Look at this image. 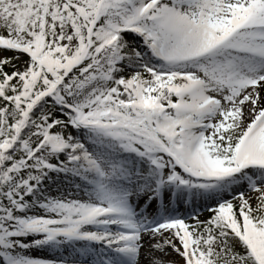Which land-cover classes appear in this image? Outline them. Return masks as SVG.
Listing matches in <instances>:
<instances>
[{"label":"snow or ice","instance_id":"1","mask_svg":"<svg viewBox=\"0 0 264 264\" xmlns=\"http://www.w3.org/2000/svg\"><path fill=\"white\" fill-rule=\"evenodd\" d=\"M0 264H264V0H0Z\"/></svg>","mask_w":264,"mask_h":264}]
</instances>
